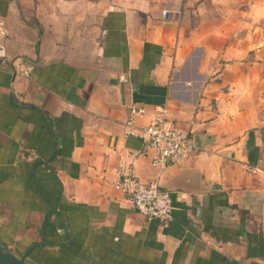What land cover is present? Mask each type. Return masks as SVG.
I'll use <instances>...</instances> for the list:
<instances>
[{
  "label": "crops",
  "instance_id": "0c3cea01",
  "mask_svg": "<svg viewBox=\"0 0 264 264\" xmlns=\"http://www.w3.org/2000/svg\"><path fill=\"white\" fill-rule=\"evenodd\" d=\"M261 21L264 0H0L1 242L27 264H264ZM163 103L195 148L159 167L123 125ZM126 148L169 225L114 188Z\"/></svg>",
  "mask_w": 264,
  "mask_h": 264
},
{
  "label": "built area",
  "instance_id": "2783aa9c",
  "mask_svg": "<svg viewBox=\"0 0 264 264\" xmlns=\"http://www.w3.org/2000/svg\"><path fill=\"white\" fill-rule=\"evenodd\" d=\"M163 14H166L165 10ZM146 113L144 106L131 104L129 116L123 125L124 133L139 135L157 150L152 158L154 165L165 167L169 163H179L186 159L195 148L194 140L188 131L170 119L166 104H160L148 122L136 124L135 119ZM132 159L130 149L119 152V176L113 182L114 188L129 201L132 208L146 217L157 219L163 226L169 225L173 219L170 193L161 188L156 180H141L133 171Z\"/></svg>",
  "mask_w": 264,
  "mask_h": 264
},
{
  "label": "water",
  "instance_id": "95a60500",
  "mask_svg": "<svg viewBox=\"0 0 264 264\" xmlns=\"http://www.w3.org/2000/svg\"><path fill=\"white\" fill-rule=\"evenodd\" d=\"M25 257L26 253L17 255L0 240V264H27Z\"/></svg>",
  "mask_w": 264,
  "mask_h": 264
},
{
  "label": "rangeland",
  "instance_id": "374dc122",
  "mask_svg": "<svg viewBox=\"0 0 264 264\" xmlns=\"http://www.w3.org/2000/svg\"><path fill=\"white\" fill-rule=\"evenodd\" d=\"M264 25V22H262L261 21V25L260 26H263ZM264 39L263 38H261V45H264ZM261 57H264V53L263 54H261Z\"/></svg>",
  "mask_w": 264,
  "mask_h": 264
}]
</instances>
